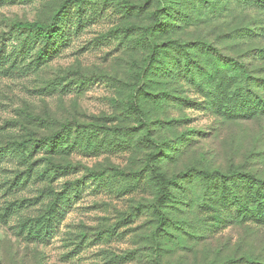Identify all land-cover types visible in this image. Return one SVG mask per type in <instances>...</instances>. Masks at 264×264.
Returning <instances> with one entry per match:
<instances>
[{"label": "rangeland", "instance_id": "rangeland-1", "mask_svg": "<svg viewBox=\"0 0 264 264\" xmlns=\"http://www.w3.org/2000/svg\"><path fill=\"white\" fill-rule=\"evenodd\" d=\"M64 1L0 0V264H264V226L210 224L205 185L191 178L264 180V114L234 115L244 98L226 66L245 65L264 100V2L82 0L40 57L44 47L13 25L47 24ZM220 83L231 92L216 91ZM66 124L62 151L7 149ZM56 198L63 215L52 236L28 242L21 224Z\"/></svg>", "mask_w": 264, "mask_h": 264}, {"label": "trees", "instance_id": "trees-1", "mask_svg": "<svg viewBox=\"0 0 264 264\" xmlns=\"http://www.w3.org/2000/svg\"><path fill=\"white\" fill-rule=\"evenodd\" d=\"M261 0H247L249 3H257ZM82 0H65L61 7L54 13L51 21L47 24H41L37 22H17L13 26L22 34H26L25 40L28 45H42L44 51L39 53V56H46L51 49H48L56 39H62L65 32V24L69 6L80 4ZM261 2H264L262 0ZM62 34V35H61ZM4 37L0 36V44L3 45ZM184 63L182 68L184 75L187 78H192L194 70L191 65L194 63L192 55L184 48ZM217 55V54H216ZM218 56V55H217ZM224 61V60H220ZM197 69H200L198 65H195ZM227 67L234 68L238 77H240V83L234 84V90H239L237 95L235 92L234 97L244 98L242 106L233 110V113L238 118H246L258 111L259 114H264V100L261 96L256 95L248 88V70L245 65L232 61L227 63ZM200 70H197V76L200 77ZM206 74V73H205ZM211 76V75H210ZM215 75L211 76L213 79ZM255 81V80H253ZM257 81V80H256ZM244 84V85H242ZM264 84V83H263ZM201 84L198 85L200 87ZM222 84L216 85V91L219 90ZM229 87H221L222 93L231 92ZM215 92L211 91L209 96L214 95ZM220 94V92H219ZM233 105L229 101L228 105L222 104L219 106V110H222L223 115H228L230 108ZM235 106V105H234ZM237 107L239 105H236ZM233 109V108H232ZM31 119V118H30ZM33 119V118H32ZM71 128L69 125H65L61 130L55 134L43 136L38 139L30 137L20 142H12L9 144L10 151H29L38 152L44 151L46 154H54V152L64 150V145L70 136ZM48 164L51 165L50 162ZM55 171L60 169H71L70 167L53 166ZM193 175L191 178H198L204 183V194L202 195L203 204L206 203L212 208V219L208 220L209 223H223L226 225H238L243 223H253L257 226H264V180L256 178L254 175L239 171H234L229 174H223L219 171H197L192 170ZM96 176H93L95 179ZM189 178V177H188ZM78 186V182H75L70 186L68 191L75 190ZM66 190V191H67ZM59 198L52 200L45 212L31 220L21 224L20 233L25 232V236L28 242H44L47 241L53 234V230L59 223L61 218L62 203L58 204ZM227 209L233 210L232 213H228ZM14 212L15 209H14ZM164 219V218H163ZM163 220L159 223L163 224ZM166 224V223H165ZM172 226V223L168 224ZM226 264H262L254 258L245 259H233Z\"/></svg>", "mask_w": 264, "mask_h": 264}]
</instances>
